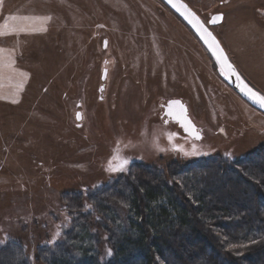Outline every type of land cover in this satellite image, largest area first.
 Wrapping results in <instances>:
<instances>
[{"label":"rangeland","instance_id":"374dc122","mask_svg":"<svg viewBox=\"0 0 264 264\" xmlns=\"http://www.w3.org/2000/svg\"><path fill=\"white\" fill-rule=\"evenodd\" d=\"M185 1L207 23L224 15L211 28L264 95V0ZM104 56L111 71L100 92ZM173 97L185 101L201 139L164 122L162 104ZM262 145L264 113L223 80L162 0H0V225L26 212L58 211L62 196L106 182L133 161L235 158ZM123 159V170H110ZM63 219L50 225L53 233ZM29 227L20 234L34 243ZM219 234L235 254L249 249Z\"/></svg>","mask_w":264,"mask_h":264},{"label":"trees","instance_id":"16d2710c","mask_svg":"<svg viewBox=\"0 0 264 264\" xmlns=\"http://www.w3.org/2000/svg\"><path fill=\"white\" fill-rule=\"evenodd\" d=\"M262 151L264 145L241 157L209 154L158 166L133 161L106 182L62 196L58 211L26 212L0 225L7 230L0 234V264H264V248L259 249L264 244V188L247 207L212 191L215 173L224 164L260 184L263 170L250 165ZM61 218L53 233L50 225ZM33 225L34 243H28L21 235ZM202 228L215 235L222 253ZM178 231L188 238L186 247H197L188 258L167 243ZM219 232L249 249L235 254Z\"/></svg>","mask_w":264,"mask_h":264},{"label":"water","instance_id":"95a60500","mask_svg":"<svg viewBox=\"0 0 264 264\" xmlns=\"http://www.w3.org/2000/svg\"><path fill=\"white\" fill-rule=\"evenodd\" d=\"M167 6H169L195 33L198 39L202 42V44L209 51L215 62L219 66L220 75L224 81H226L237 93L244 98L248 103H250L254 108L262 111L264 113V107H261L260 103L254 102L253 99L249 97L242 91V87L244 84H247L249 88H251L254 92L259 93L264 96L259 90H257L252 84H250L246 78L239 72L235 64L230 59L226 49L223 44L217 37V35L212 30L211 26L219 24L223 20V14L218 13L211 17V19L207 22L189 5L185 0H162ZM175 5V6H173ZM191 21V22H190ZM197 24L200 26L202 30L205 31V35L207 33H211V37L209 40L211 41L212 37L215 38V43L213 47H209L208 43H205V39L201 36V31H198V28L194 26ZM218 45V48L216 47ZM223 51L224 60H218L217 54L219 50ZM215 50V51H214ZM231 65V67H229ZM232 69H235V74ZM239 75L240 79H237V75ZM165 114L170 117L172 120L178 122L179 126L182 128L183 132L189 137L199 140L203 136L202 128L199 127L194 120L190 117L188 113L187 105L179 98L170 99L165 105ZM81 112H78L77 118L81 119ZM199 136V138H197Z\"/></svg>","mask_w":264,"mask_h":264},{"label":"bare ground","instance_id":"6f19581e","mask_svg":"<svg viewBox=\"0 0 264 264\" xmlns=\"http://www.w3.org/2000/svg\"><path fill=\"white\" fill-rule=\"evenodd\" d=\"M226 22L227 21L225 19L222 24H225ZM252 163L253 164L250 165L251 167L262 169L264 172V151H262L261 155L258 156L257 159L253 160ZM228 168V164H224V167L215 173L212 180V191L215 193L217 192L221 198L225 200L227 199L230 203L245 207L253 205L257 192L264 188V179L260 184H258L242 175L240 172H236ZM201 230L203 236L215 243L218 252L222 253L221 247L215 235L203 228ZM188 234L190 237L194 235L193 232ZM199 241L201 242L203 239H199L198 242ZM167 243L174 246L179 252V256L183 258H188L193 252V249H197V247H186V243L190 242L188 238L183 236L179 231L169 237ZM262 248H264V244L259 246L260 250Z\"/></svg>","mask_w":264,"mask_h":264},{"label":"snow or ice","instance_id":"6c2138e0","mask_svg":"<svg viewBox=\"0 0 264 264\" xmlns=\"http://www.w3.org/2000/svg\"><path fill=\"white\" fill-rule=\"evenodd\" d=\"M173 6H175V5H173ZM194 26H196L198 28V31H201V36H202L203 39H205V43H208L210 48L213 47V44L215 43V38L212 37L211 41L209 40V37H211V33H207V35H205V31L206 30H202L200 28V26L197 25V24H194ZM216 47L218 48V45H216ZM215 54H217V59L218 60H224L225 59V57L223 56L222 49L219 50V52L215 53ZM229 67H231V65H229ZM232 71L235 74V69H232ZM236 75H237V79H240L239 75L238 74H236ZM241 90L245 91V93L247 95H249V97L251 99H253L254 102H258V103H260L261 107H264V96L260 95L257 92H254L251 88H249L247 86V84H244ZM197 138H199V136H197ZM114 159H119V157H114ZM127 163H128V160L127 159H123V160H121V162L118 165L110 166V170H112V171L123 170V168L125 167V165Z\"/></svg>","mask_w":264,"mask_h":264},{"label":"flooded vegetation","instance_id":"af4514ba","mask_svg":"<svg viewBox=\"0 0 264 264\" xmlns=\"http://www.w3.org/2000/svg\"><path fill=\"white\" fill-rule=\"evenodd\" d=\"M107 41H105V44H104V46L106 47L107 46ZM111 69V59L110 58H108V56H104L103 58H102V62H101V72H102V75H101V80H102V83H101V85H100V92H104L105 90H106V81H107V79H108V76H109V73H110V70ZM100 98L102 99L103 97H102V95H100ZM173 98H178V97H173ZM170 99H172V98H169V99H167L163 104H162V113H163V116L165 117V121L164 122H166V120L167 121H171V122H173V123H176L178 126H179V124H178V122H176V121H174V120H172L170 117H168L166 114H165V105L167 104V102L170 100ZM184 103H185V101L184 100H182ZM80 104H81V102H79L78 103V106L80 107ZM186 104V103H185ZM187 105V104H186ZM77 108L76 110H75V112H74V115H75V118H76V121H77V126L78 127H80L81 125H82V116L84 117V110H83V108ZM78 112H81V119L80 120H78V118H77V115H78ZM188 113H189V115H190V117L194 120V122L196 123V121H195V119L191 116V114H190V112L188 111ZM197 124V123H196ZM180 127V126H179Z\"/></svg>","mask_w":264,"mask_h":264}]
</instances>
